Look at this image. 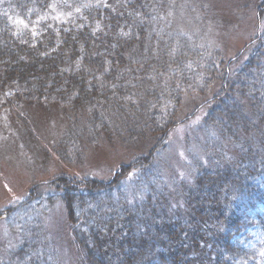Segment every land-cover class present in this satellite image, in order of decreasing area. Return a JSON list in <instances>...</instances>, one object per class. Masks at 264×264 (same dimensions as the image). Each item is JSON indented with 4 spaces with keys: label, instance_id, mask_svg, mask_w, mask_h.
Masks as SVG:
<instances>
[{
    "label": "trees",
    "instance_id": "trees-1",
    "mask_svg": "<svg viewBox=\"0 0 264 264\" xmlns=\"http://www.w3.org/2000/svg\"><path fill=\"white\" fill-rule=\"evenodd\" d=\"M64 1L61 18L53 15L52 0H7L13 10L0 9V95L23 127L30 129L23 109L55 106L74 119L68 140L82 118L93 127L99 116L107 119L103 134L112 138L108 127L134 131L145 124L141 110L150 109L157 127L153 134L161 143L178 122L182 97L196 91L191 85L199 77L188 79L186 67L195 68L197 60L207 58L201 81L207 88L219 81L220 89L210 88L214 94L202 105L207 108L204 123L220 137L226 131L240 153L229 156L233 162L221 170L200 167L192 184L182 185L175 203L171 194L162 193L159 199L145 195L133 208L124 202L113 208L122 178L146 172L152 156L121 167L108 183L70 187L55 180L52 186L66 202L80 262L264 264V29L237 58L227 60L217 50L211 53L204 45L155 28L157 0ZM261 6L264 24V2ZM16 17L36 34H20ZM221 79L226 88L229 84L227 108L215 99ZM166 104L173 108L163 116L160 109ZM158 119L163 120L160 127ZM222 138L212 149L208 146L212 159L225 158ZM85 202L93 207L78 213ZM103 206L109 212L101 211ZM248 226L260 234L251 246L235 241Z\"/></svg>",
    "mask_w": 264,
    "mask_h": 264
},
{
    "label": "rangeland",
    "instance_id": "rangeland-1",
    "mask_svg": "<svg viewBox=\"0 0 264 264\" xmlns=\"http://www.w3.org/2000/svg\"><path fill=\"white\" fill-rule=\"evenodd\" d=\"M157 1L160 2L156 6L159 17L154 20L155 28L204 45L211 53L217 50L227 60L237 58L264 29L259 19L264 0ZM52 3L53 15L61 18L65 1L52 0ZM0 9L9 10V13L13 10L7 0H0ZM18 20L20 34L24 37L36 34ZM205 60L207 58L197 60L195 68L186 67L184 72L188 79L193 75L199 77L191 85L196 91L192 92L194 95L182 97L178 122L161 143L153 134L157 127L150 119V109L141 110L145 124H140L134 131L124 126L108 127L107 133L112 138L103 134L102 124L107 122L104 116H99L98 125L93 127L82 118L68 140L66 133L74 119L60 107L23 109L29 119L28 129L10 113L12 106L8 107L0 95V264H82L81 252L71 234L73 227L66 202L52 186L55 180L65 181L70 187L85 185L88 181L108 183L121 167L152 156L146 172L134 171L122 178L121 186L114 193L113 208H120L122 202L133 208L150 194L154 199L162 193L171 194L172 200L167 195V201L175 203L182 185L192 184L200 167L216 171L232 163L228 161L229 156L238 157L239 148L230 143L232 138L226 131L222 138L217 129L204 123L207 108L202 105L211 99L219 84V81H211L207 88L201 81ZM196 68L198 73L191 75ZM220 82L222 90L215 99L227 108L231 102L226 99L229 84L227 82L226 88L225 79ZM243 84L247 86L246 81ZM179 87L184 90L180 83ZM198 91L206 93L198 95ZM172 105H162L163 116L173 108ZM114 120L120 122L117 118ZM162 121L158 119V127ZM217 138L223 140L220 144L225 158L220 161L211 158V150L208 152V146L212 149ZM62 150L65 154L58 153ZM78 206L79 201H76L74 208ZM83 207L78 213H86L93 206L85 202ZM101 211L109 212L104 206ZM79 219L81 222L82 218ZM74 230L78 232L77 227ZM79 237L77 234L78 240ZM259 238L257 227L248 226L241 229L235 241L251 246Z\"/></svg>",
    "mask_w": 264,
    "mask_h": 264
}]
</instances>
